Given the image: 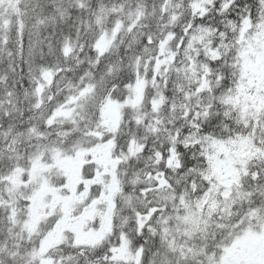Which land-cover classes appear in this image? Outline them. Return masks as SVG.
<instances>
[{
  "label": "trees",
  "instance_id": "1",
  "mask_svg": "<svg viewBox=\"0 0 264 264\" xmlns=\"http://www.w3.org/2000/svg\"><path fill=\"white\" fill-rule=\"evenodd\" d=\"M98 1L87 0L86 6L82 7V0H31L30 5L25 0H0V129L2 125L5 129L12 127L7 137L0 141V264H11V257L5 249H10L13 244L21 245L23 264H36L37 259L41 262L40 231L46 222L33 224L27 208L29 197L39 190L37 183L45 172L42 165L35 169L30 158L42 149L48 154L46 140L49 136H59L65 142L67 152L74 150L75 141L72 139L77 137H85L79 142V150L92 149L98 144L113 146L115 153L123 157L121 168L116 166L117 183L119 187L130 189L143 182L144 170L157 165L161 159L151 153L153 141L157 146L175 141L173 125L178 123L181 109L189 105L190 100L203 99L196 92L198 86L202 85L201 91L208 87L205 78L196 75L198 69L195 65H185L181 59L184 51L179 45L182 35L180 18L186 0H121L120 5H129L130 16L124 19L125 26L120 30L116 29V13L105 28H99L93 19L88 20V14L96 9ZM32 6H35V15L28 21ZM30 23H34L33 31ZM159 28L162 36L157 40L155 52L148 55V59H139L141 56L135 52L145 42L144 37L150 30ZM30 43L31 48L38 45V53L30 52ZM109 59H113L114 69L105 72ZM132 72L136 73L134 82L138 80L142 86L140 94L132 91L134 82L121 85L122 73ZM37 73L49 74L52 81L42 106L30 109V78ZM98 79L100 83L108 84V93L103 94L76 126L52 129L44 122L41 130L33 136L24 132L28 127L26 114L37 113L52 105L65 90ZM14 99L20 101L17 103L22 110L15 120L9 122L7 113ZM107 103H112L111 108L116 111L115 120H110L109 124L104 121L103 111ZM233 103H240L238 97ZM70 137L71 141H68ZM262 162L264 155L255 159L250 169ZM180 164L179 159V168ZM85 176L92 177L88 171ZM62 179V175H52V185H62ZM187 179H194L198 186L201 185L198 175L187 176ZM171 181L178 190L194 195V190L178 186L175 175ZM241 182L245 185V193L248 176H243ZM244 198L248 199V196ZM133 210L129 204L114 206L111 211L117 214L114 227L122 228L120 217L136 222ZM29 225L37 232L28 235ZM71 239L58 244L48 255H61L59 249ZM125 244L128 247V242ZM63 251L67 253L68 249Z\"/></svg>",
  "mask_w": 264,
  "mask_h": 264
},
{
  "label": "snow or ice",
  "instance_id": "2",
  "mask_svg": "<svg viewBox=\"0 0 264 264\" xmlns=\"http://www.w3.org/2000/svg\"><path fill=\"white\" fill-rule=\"evenodd\" d=\"M182 7L179 45L184 55L181 59L185 65H195L196 75L205 78L208 87L201 91L202 85L198 86L196 92L203 99L190 100L181 109L178 123L173 125L175 143L167 141L157 146L154 140L151 153L161 157L159 168L172 172L168 159L175 148L181 161L174 173L178 186L203 196L212 186L203 172L209 168L206 150H210L208 146L213 141L251 139L257 151L264 155V0H186ZM144 40L145 46L154 43L151 35H146ZM122 76L121 85L126 86L134 82L136 73H122ZM172 84L175 87V81ZM107 93L105 88L104 94ZM237 97H243V103H233ZM144 147L149 150L147 143ZM197 175L200 186L194 179H187ZM247 176L250 189L247 203L226 196L224 211L212 217L216 223L210 242L197 258L184 256L178 264H264V162L250 169ZM100 195L97 191L88 202ZM90 227L102 232V227ZM253 234L257 238V254L247 259L237 258L233 253L236 242ZM125 240L132 254H139V261L129 264H164L161 247H149L154 243V233L136 222L132 229L114 227L110 234H102L90 244L80 243L79 236L74 235L59 249L62 254L53 256L49 264H125L117 258ZM65 248L67 253L63 251ZM5 251L11 257V264H23L21 245L13 244ZM36 264H41L39 259Z\"/></svg>",
  "mask_w": 264,
  "mask_h": 264
},
{
  "label": "rangeland",
  "instance_id": "3",
  "mask_svg": "<svg viewBox=\"0 0 264 264\" xmlns=\"http://www.w3.org/2000/svg\"><path fill=\"white\" fill-rule=\"evenodd\" d=\"M38 1L33 0V2ZM86 1L82 0V7L86 6ZM119 1L121 0H99L96 9L88 14V20L93 19L97 21L99 28H105L109 24L107 21L116 13V19L118 20L116 29L120 30L125 26L124 19L130 16V13L127 11L129 5H120ZM25 3L30 5L31 0H25ZM34 15L35 6H32L28 21L32 20ZM29 27L33 31L34 23H30ZM149 35H151L154 43L145 46L146 42H144L141 48L136 50L135 54L141 56H138L139 59H144L142 57L148 59L147 56L155 52L157 40L162 36V29H152L149 31ZM31 47L32 44L30 43V52L38 53V45ZM107 67L111 71L114 69L113 59H109ZM51 81L52 78L49 74L37 73L30 78L31 94L29 95V101L31 106L36 108L42 106V102L46 98L47 87ZM105 83H103V87H100L101 83L98 79L92 83H87L85 86L65 90L55 103L45 107L37 115L29 117L31 119L28 118V127L24 132L33 136L41 130L35 127L41 124L43 120H47V124L50 121L54 129L77 125L86 117L91 108L100 101L104 89L108 85ZM133 85L132 91L135 94H140V90H143L140 81H135ZM238 99L240 103H243V97H238ZM82 101L86 103H82ZM17 107L18 103L15 101L13 104L14 117L20 110V107ZM111 107L113 108L112 103H107L103 109L104 121L107 124L110 120L114 121L116 118V111ZM245 109L248 111L247 106H245ZM259 110V107H257L256 111ZM249 114L251 113L249 112ZM11 128L5 129L4 125L1 126L0 141L7 137ZM84 139L85 137L72 139V141H75L77 150H79V142ZM172 142L175 143V141ZM46 145H48V154L45 149H42L40 153L31 155L30 160L34 168L39 169L44 164H47L45 165L47 171L50 170L49 167L54 168L56 166L60 168V165L64 164L62 161L63 157L66 156L64 152L67 151L65 142L61 141L60 138H55L52 139L51 143L47 142ZM208 148L210 150L206 151L210 157V164L203 175L206 180L212 181V186L203 196L199 193L191 196L190 193L184 190H178L171 181L174 174L158 167L160 160L157 161V165L144 170L143 182L134 184L130 189H126L124 186L119 187L116 166L119 165L121 168L122 155L120 153L116 154L113 146L110 148L107 144L99 148H92L90 157L87 149L83 151L81 157H78L76 161L71 160V165L67 168L77 166L75 169L78 172L77 182L79 185L83 184L84 186H74L77 183L75 182L76 179L73 181L70 178L67 185L63 187L56 186V190H64V194H54L55 197L52 200H48L39 194L34 196L35 202L30 208L33 224L38 223L35 221L39 219L43 212L57 210L61 213V217L48 230L45 237L42 230L40 231L42 233L41 240L43 241L40 254L45 257V259H41V263L49 264L52 259L51 256H48L50 249H52L49 244L52 245L57 240H64L65 242L70 235H78L80 243L90 244L96 241L100 235L110 234L117 217V214L111 211L114 206H124L125 204H129L134 209L132 214L136 223L141 228H148L149 231L154 233V243L150 244L149 247L155 245L161 247V251L164 253V264H178L184 256L197 258L214 235L216 221L212 217L218 212L224 211L226 196L247 203L248 199L244 197L248 196L250 189L247 187L246 192L243 193L245 185L241 182L242 177L248 174L251 163L255 159L259 160L263 157L257 151L254 142L247 138L229 142L213 141ZM48 158H50V161H47ZM168 165L172 170L179 168V158L175 148H173L168 159ZM86 171L90 174L94 171L91 179L99 184L97 185L99 188L97 186H91L92 188L86 186L89 182L85 180ZM29 175L31 174L29 173ZM29 180L31 181V177ZM86 187L91 194L100 191L99 198L88 202L90 194L87 193ZM51 189V185L44 182L41 185L40 194H45L46 191ZM39 203L43 206L51 205L47 211H42ZM238 206L237 204L236 207ZM82 207H84V212L79 214L78 212ZM142 213L149 216L148 223L145 225L139 223V215ZM120 219L123 221L122 228H133L132 221L123 220V217H120ZM90 225L102 227V232L90 227ZM64 227H67V230L64 231ZM36 232V228H31L28 235ZM254 246H257L256 237L254 239L250 237L242 238L236 242L233 253L235 255L234 250L236 248H241L243 253L245 252L243 248L250 249ZM127 256H129V259H127ZM117 258L124 261L125 264H129L133 260L138 262L139 254L134 256L129 246L126 247L124 243L117 252Z\"/></svg>",
  "mask_w": 264,
  "mask_h": 264
},
{
  "label": "flooded vegetation",
  "instance_id": "4",
  "mask_svg": "<svg viewBox=\"0 0 264 264\" xmlns=\"http://www.w3.org/2000/svg\"><path fill=\"white\" fill-rule=\"evenodd\" d=\"M48 199V198H46ZM48 200H52L51 198H49ZM51 204H47L45 206L41 205L39 203V206H40V209L42 211H47L49 209ZM60 214L59 211H53V210H50L48 212H43L41 214V217H53L55 218L56 216H58ZM67 230V227H64V231ZM244 251L245 252H240V253H235L236 254V257L239 258V259H247L249 256L251 255H254V254H257V246H254V247H251L250 249H247V248H244Z\"/></svg>",
  "mask_w": 264,
  "mask_h": 264
},
{
  "label": "water",
  "instance_id": "5",
  "mask_svg": "<svg viewBox=\"0 0 264 264\" xmlns=\"http://www.w3.org/2000/svg\"><path fill=\"white\" fill-rule=\"evenodd\" d=\"M140 220H141L142 222H144V221L146 220V217H145V216H142V217L140 218Z\"/></svg>",
  "mask_w": 264,
  "mask_h": 264
}]
</instances>
